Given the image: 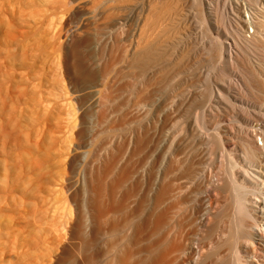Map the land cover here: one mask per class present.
Listing matches in <instances>:
<instances>
[{
	"label": "bare ground",
	"instance_id": "bare-ground-1",
	"mask_svg": "<svg viewBox=\"0 0 264 264\" xmlns=\"http://www.w3.org/2000/svg\"><path fill=\"white\" fill-rule=\"evenodd\" d=\"M0 264H264V0H0Z\"/></svg>",
	"mask_w": 264,
	"mask_h": 264
},
{
	"label": "rangeland",
	"instance_id": "rangeland-1",
	"mask_svg": "<svg viewBox=\"0 0 264 264\" xmlns=\"http://www.w3.org/2000/svg\"><path fill=\"white\" fill-rule=\"evenodd\" d=\"M256 94H258V92H257ZM258 95H259V94H258ZM258 95H257V96H258Z\"/></svg>",
	"mask_w": 264,
	"mask_h": 264
}]
</instances>
